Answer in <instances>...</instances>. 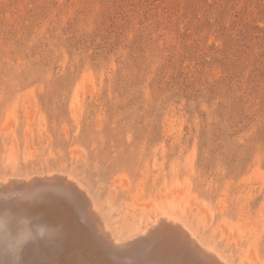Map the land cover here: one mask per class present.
<instances>
[{"label":"rangeland","instance_id":"1","mask_svg":"<svg viewBox=\"0 0 264 264\" xmlns=\"http://www.w3.org/2000/svg\"><path fill=\"white\" fill-rule=\"evenodd\" d=\"M58 171L264 264V0H0V178Z\"/></svg>","mask_w":264,"mask_h":264},{"label":"bare ground","instance_id":"2","mask_svg":"<svg viewBox=\"0 0 264 264\" xmlns=\"http://www.w3.org/2000/svg\"><path fill=\"white\" fill-rule=\"evenodd\" d=\"M20 176L0 178V264H46L57 255L52 264H234L182 210L162 205L124 239L73 175Z\"/></svg>","mask_w":264,"mask_h":264}]
</instances>
